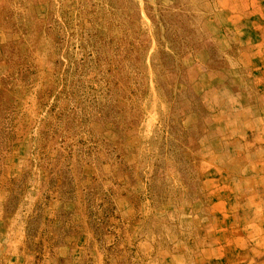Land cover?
<instances>
[{
    "label": "rangeland",
    "instance_id": "1",
    "mask_svg": "<svg viewBox=\"0 0 264 264\" xmlns=\"http://www.w3.org/2000/svg\"><path fill=\"white\" fill-rule=\"evenodd\" d=\"M0 31V264L224 259L264 207V0H0Z\"/></svg>",
    "mask_w": 264,
    "mask_h": 264
},
{
    "label": "crops",
    "instance_id": "2",
    "mask_svg": "<svg viewBox=\"0 0 264 264\" xmlns=\"http://www.w3.org/2000/svg\"><path fill=\"white\" fill-rule=\"evenodd\" d=\"M3 37L0 31V45ZM259 204L264 206V200ZM242 208L235 214V225L225 231L226 239L218 240L225 256L218 264H264V207Z\"/></svg>",
    "mask_w": 264,
    "mask_h": 264
}]
</instances>
